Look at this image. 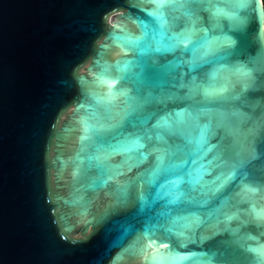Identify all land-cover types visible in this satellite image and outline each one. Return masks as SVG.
<instances>
[{
  "label": "water",
  "instance_id": "obj_1",
  "mask_svg": "<svg viewBox=\"0 0 264 264\" xmlns=\"http://www.w3.org/2000/svg\"><path fill=\"white\" fill-rule=\"evenodd\" d=\"M0 264H264L263 0H0Z\"/></svg>",
  "mask_w": 264,
  "mask_h": 264
},
{
  "label": "trees",
  "instance_id": "obj_2",
  "mask_svg": "<svg viewBox=\"0 0 264 264\" xmlns=\"http://www.w3.org/2000/svg\"><path fill=\"white\" fill-rule=\"evenodd\" d=\"M263 2H264V0H263Z\"/></svg>",
  "mask_w": 264,
  "mask_h": 264
}]
</instances>
